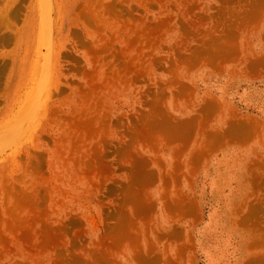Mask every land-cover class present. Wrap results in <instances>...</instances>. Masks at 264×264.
I'll list each match as a JSON object with an SVG mask.
<instances>
[{
    "label": "rangeland",
    "instance_id": "obj_1",
    "mask_svg": "<svg viewBox=\"0 0 264 264\" xmlns=\"http://www.w3.org/2000/svg\"><path fill=\"white\" fill-rule=\"evenodd\" d=\"M0 264H264V0H0Z\"/></svg>",
    "mask_w": 264,
    "mask_h": 264
},
{
    "label": "bare ground",
    "instance_id": "obj_2",
    "mask_svg": "<svg viewBox=\"0 0 264 264\" xmlns=\"http://www.w3.org/2000/svg\"><path fill=\"white\" fill-rule=\"evenodd\" d=\"M36 103V102H35Z\"/></svg>",
    "mask_w": 264,
    "mask_h": 264
}]
</instances>
